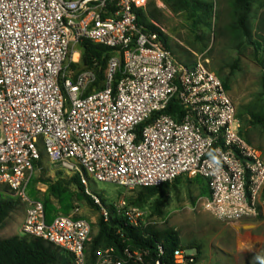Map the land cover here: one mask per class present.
<instances>
[{
	"label": "built area",
	"instance_id": "2783aa9c",
	"mask_svg": "<svg viewBox=\"0 0 264 264\" xmlns=\"http://www.w3.org/2000/svg\"><path fill=\"white\" fill-rule=\"evenodd\" d=\"M149 2L0 0V188L27 205L22 235L54 245L73 264H147L148 253L92 256L95 222L78 206L48 222L43 202L28 195L43 160L78 177L106 222L113 213L143 229L144 213L125 197L107 207L89 180L134 192L199 176L214 217L238 223L259 213L264 152L247 140L209 60L178 61L139 23ZM85 40L113 50L100 89L96 70L82 64ZM172 104L180 112L169 114ZM195 258L178 249L173 264Z\"/></svg>",
	"mask_w": 264,
	"mask_h": 264
},
{
	"label": "rangeland",
	"instance_id": "374dc122",
	"mask_svg": "<svg viewBox=\"0 0 264 264\" xmlns=\"http://www.w3.org/2000/svg\"><path fill=\"white\" fill-rule=\"evenodd\" d=\"M205 2L211 9L191 6L188 10H177L176 0H150L145 12L166 36L167 46L178 61L189 63L201 56L209 60V68L228 86L238 116L244 122L246 138L264 152V131L249 124L251 113H260L264 105V0L252 1L251 37L248 39H238L232 33L231 26L236 21L234 0ZM41 166L30 182L28 195L34 200H50L53 215L64 214L61 202L49 199L47 183L72 178L52 169L47 160H43ZM89 188L109 208L125 197L141 208L144 228L174 231L191 254H196L199 248L201 256L197 264H264V197L257 217L229 223L206 211L208 190L198 177H182L171 184L162 215L156 211L158 198L140 199L141 190L128 192L125 188L93 180H89ZM3 195L7 198L10 193ZM79 195L77 187L71 185L65 204L69 207L68 213L80 207L83 216L95 222V237L101 213L87 201L80 200ZM26 208L21 201L0 227V239L22 236ZM61 264H73V260L63 254Z\"/></svg>",
	"mask_w": 264,
	"mask_h": 264
},
{
	"label": "trees",
	"instance_id": "16d2710c",
	"mask_svg": "<svg viewBox=\"0 0 264 264\" xmlns=\"http://www.w3.org/2000/svg\"><path fill=\"white\" fill-rule=\"evenodd\" d=\"M253 0H234V11L236 21L232 24V33L238 39H248L251 37L250 28V11ZM178 5L177 10H188L191 6L194 8H209L205 0H176ZM139 23L145 25L151 31L157 32L161 35L168 50L167 38L162 31L155 27L149 20L145 11H139ZM82 54V64L86 68L95 69L98 76L96 87L101 88L105 80V72L107 69L110 56L113 50L96 45L90 41H83L79 47ZM97 64V66H95ZM225 89L228 91L227 84L223 83ZM262 88L264 97V74L262 76ZM179 111V108L172 104L168 111L169 114ZM244 123V122H243ZM249 124L259 127L264 131V105L260 113H251ZM244 125V124H243ZM245 129V126H244ZM246 135V133H245ZM248 140V139H247ZM198 178L202 181L208 190L210 198L211 191L208 182L202 177ZM178 181V180H177ZM49 199L53 198L61 202L64 206V214L69 215V207L66 201L68 199L69 187L74 185L80 192V200L87 201L89 205L96 208L91 199L85 194V187L79 181L78 177H73L71 180L66 181L60 178L57 181H48ZM171 184L163 185L158 188H148L141 190L139 195L140 199L147 197H157L156 211L159 215L163 214V207L165 205V196L167 195ZM9 191L1 189L0 191V227L10 215L19 207L21 200L13 198L12 193L5 198L3 193ZM264 197V195H263ZM45 207L47 221L51 222L56 215L52 214V206L49 201H42ZM99 211V209H97ZM72 211V210H71ZM99 231L95 235L90 247L92 256L99 250H106L114 248L117 250L118 255H123L124 251L129 249L131 252L140 251L148 253L145 257L147 264H155L160 261L163 264H173L174 252L178 249L187 251L190 249L182 245L181 240L177 233L174 231H159L154 227L135 228L130 226L123 217H118L112 213L110 221L106 222L101 216L98 222ZM159 247H163L164 255H160ZM63 251L54 245L47 243L41 239L29 238L26 236H15L6 239H0V264H61L63 261ZM201 256L200 249L197 248L196 263Z\"/></svg>",
	"mask_w": 264,
	"mask_h": 264
},
{
	"label": "bare ground",
	"instance_id": "6f19581e",
	"mask_svg": "<svg viewBox=\"0 0 264 264\" xmlns=\"http://www.w3.org/2000/svg\"><path fill=\"white\" fill-rule=\"evenodd\" d=\"M75 59L77 60V59H78V57L76 56V57H75Z\"/></svg>",
	"mask_w": 264,
	"mask_h": 264
}]
</instances>
